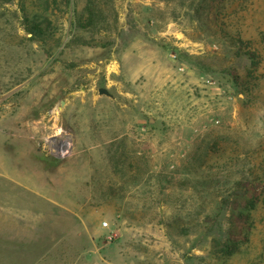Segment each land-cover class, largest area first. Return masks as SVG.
Returning <instances> with one entry per match:
<instances>
[{"label": "rangeland", "instance_id": "obj_1", "mask_svg": "<svg viewBox=\"0 0 264 264\" xmlns=\"http://www.w3.org/2000/svg\"><path fill=\"white\" fill-rule=\"evenodd\" d=\"M1 120L0 264H264V0H0Z\"/></svg>", "mask_w": 264, "mask_h": 264}, {"label": "trees", "instance_id": "obj_2", "mask_svg": "<svg viewBox=\"0 0 264 264\" xmlns=\"http://www.w3.org/2000/svg\"><path fill=\"white\" fill-rule=\"evenodd\" d=\"M30 32L32 37L43 36L44 33L41 29H39L38 25L35 23L30 24ZM241 40L239 39L236 41ZM254 65L256 64L255 58L252 56L246 55ZM260 194L256 193L251 190H247L241 184H237V188L234 192L233 204L235 205L231 212L230 218V226L227 232V241L221 247L220 253L224 254V256H232L240 249V243L237 241L239 238L244 237L245 239L248 238L249 235V228H250V221L252 219V214L255 211V208L260 202ZM223 208H218L217 213L214 215L213 219L208 217L209 220L213 222H217L220 216L222 215ZM240 223H243L241 226ZM217 224L214 226L216 227ZM213 227V228H214ZM220 229L222 226H218ZM212 228V229H213ZM214 230V229H213ZM238 238V239H237Z\"/></svg>", "mask_w": 264, "mask_h": 264}, {"label": "crops", "instance_id": "obj_3", "mask_svg": "<svg viewBox=\"0 0 264 264\" xmlns=\"http://www.w3.org/2000/svg\"><path fill=\"white\" fill-rule=\"evenodd\" d=\"M3 121L1 120L0 121V129H1V131H2V134H4V137H6V133H5V131H3L2 130V125H3V123H2ZM18 128H19V125H18ZM12 131H13V129H12ZM11 131V132H12ZM22 130L20 129V130H17V132L14 134V136L16 137L15 139H12V140H9V143H10V145L11 146H15V147H17V149L19 150L17 153H18V155H20V157L22 158V154H23V152H22V147H23V145H25V143H26V136L25 135H22V132H21ZM20 133V134H19ZM13 135V134H12ZM15 140V141H14ZM12 141H14L15 143L14 144H11V142ZM0 142H2V143H5L6 142V140L5 139H3L2 141H0ZM4 146H6V144L4 145ZM3 149V148H2ZM6 151H11V150H7L6 149V147L4 148ZM10 168L12 169V171H11V174H12V177L13 178H20V179H23V178H25V179H29V173H28V170L24 173L23 172V170H22V168H23V166L22 165H20L19 163L17 164V163H15L14 165H10ZM17 170V171H15V169ZM17 241H19V240H15V239H13V237L12 236H10V235H7V233H3L1 230H0V256L1 257H5V258H10L11 256H12V252H13V245H14V243H18ZM21 242V241H20Z\"/></svg>", "mask_w": 264, "mask_h": 264}, {"label": "water", "instance_id": "obj_4", "mask_svg": "<svg viewBox=\"0 0 264 264\" xmlns=\"http://www.w3.org/2000/svg\"><path fill=\"white\" fill-rule=\"evenodd\" d=\"M31 36V35H30ZM40 45V44H39ZM99 94L101 96L105 95V96H108V97H111V94L109 93V91L107 89H100L99 90ZM62 106H64V103H62Z\"/></svg>", "mask_w": 264, "mask_h": 264}, {"label": "built area", "instance_id": "obj_5", "mask_svg": "<svg viewBox=\"0 0 264 264\" xmlns=\"http://www.w3.org/2000/svg\"><path fill=\"white\" fill-rule=\"evenodd\" d=\"M105 225L107 226L108 224H107V223H105Z\"/></svg>", "mask_w": 264, "mask_h": 264}, {"label": "bare ground", "instance_id": "obj_6", "mask_svg": "<svg viewBox=\"0 0 264 264\" xmlns=\"http://www.w3.org/2000/svg\"><path fill=\"white\" fill-rule=\"evenodd\" d=\"M58 150H60V149H58Z\"/></svg>", "mask_w": 264, "mask_h": 264}]
</instances>
